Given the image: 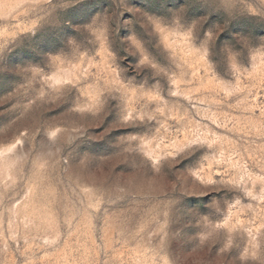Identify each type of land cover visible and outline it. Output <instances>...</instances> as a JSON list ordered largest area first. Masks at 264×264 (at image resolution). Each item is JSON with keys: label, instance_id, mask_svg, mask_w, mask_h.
Masks as SVG:
<instances>
[{"label": "rangeland", "instance_id": "obj_1", "mask_svg": "<svg viewBox=\"0 0 264 264\" xmlns=\"http://www.w3.org/2000/svg\"><path fill=\"white\" fill-rule=\"evenodd\" d=\"M0 264H264V0H0Z\"/></svg>", "mask_w": 264, "mask_h": 264}, {"label": "snow or ice", "instance_id": "obj_2", "mask_svg": "<svg viewBox=\"0 0 264 264\" xmlns=\"http://www.w3.org/2000/svg\"><path fill=\"white\" fill-rule=\"evenodd\" d=\"M151 71H152L151 68H145V69H144V72H145V73H148V74H151Z\"/></svg>", "mask_w": 264, "mask_h": 264}]
</instances>
